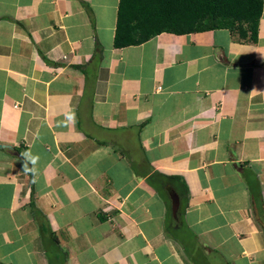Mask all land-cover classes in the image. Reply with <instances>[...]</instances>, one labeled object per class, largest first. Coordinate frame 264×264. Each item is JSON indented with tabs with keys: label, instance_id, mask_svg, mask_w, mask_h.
Listing matches in <instances>:
<instances>
[{
	"label": "crops",
	"instance_id": "0c3cea01",
	"mask_svg": "<svg viewBox=\"0 0 264 264\" xmlns=\"http://www.w3.org/2000/svg\"><path fill=\"white\" fill-rule=\"evenodd\" d=\"M118 3L0 0V263L264 264V0L119 48Z\"/></svg>",
	"mask_w": 264,
	"mask_h": 264
},
{
	"label": "trees",
	"instance_id": "16d2710c",
	"mask_svg": "<svg viewBox=\"0 0 264 264\" xmlns=\"http://www.w3.org/2000/svg\"><path fill=\"white\" fill-rule=\"evenodd\" d=\"M261 12L262 0H119L113 44L119 48L140 44L161 32L185 34L219 28L228 29L237 40L255 42ZM174 189L182 201L183 191ZM33 213L37 216L35 209ZM172 220L169 212L168 235H172ZM40 230H49L48 224L40 222Z\"/></svg>",
	"mask_w": 264,
	"mask_h": 264
},
{
	"label": "water",
	"instance_id": "95a60500",
	"mask_svg": "<svg viewBox=\"0 0 264 264\" xmlns=\"http://www.w3.org/2000/svg\"><path fill=\"white\" fill-rule=\"evenodd\" d=\"M169 199H170V210L172 217L177 220L178 219V210L180 207V199L177 192L170 186L166 187Z\"/></svg>",
	"mask_w": 264,
	"mask_h": 264
}]
</instances>
